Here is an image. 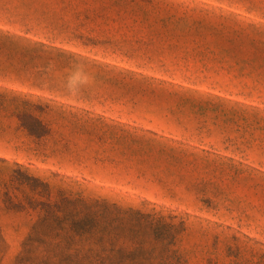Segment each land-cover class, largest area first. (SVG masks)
<instances>
[{"label":"rangeland","instance_id":"1","mask_svg":"<svg viewBox=\"0 0 264 264\" xmlns=\"http://www.w3.org/2000/svg\"><path fill=\"white\" fill-rule=\"evenodd\" d=\"M82 214L128 263L264 264V0H0V264Z\"/></svg>","mask_w":264,"mask_h":264},{"label":"trees","instance_id":"2","mask_svg":"<svg viewBox=\"0 0 264 264\" xmlns=\"http://www.w3.org/2000/svg\"><path fill=\"white\" fill-rule=\"evenodd\" d=\"M44 224L57 230H42L47 228L42 227ZM103 227L97 216L88 214L69 219L39 218L24 240L15 264H138L128 263L127 259H137L139 253L108 248L112 240Z\"/></svg>","mask_w":264,"mask_h":264}]
</instances>
